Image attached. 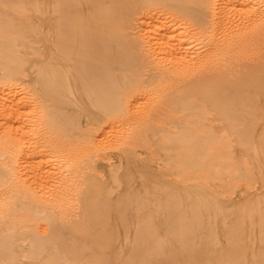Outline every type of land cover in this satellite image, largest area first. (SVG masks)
<instances>
[{
	"label": "bare ground",
	"instance_id": "bare-ground-1",
	"mask_svg": "<svg viewBox=\"0 0 264 264\" xmlns=\"http://www.w3.org/2000/svg\"><path fill=\"white\" fill-rule=\"evenodd\" d=\"M258 5L0 0V264H264Z\"/></svg>",
	"mask_w": 264,
	"mask_h": 264
},
{
	"label": "rangeland",
	"instance_id": "rangeland-1",
	"mask_svg": "<svg viewBox=\"0 0 264 264\" xmlns=\"http://www.w3.org/2000/svg\"><path fill=\"white\" fill-rule=\"evenodd\" d=\"M256 2L259 3V7L262 10V12L264 13V0H255ZM147 17H152V19H157L159 21H165L169 23V27H170V31L171 33H173V29L174 27H178L177 28V36L179 37L181 34L185 35L186 33L189 34V37L187 39H183L182 43H179V45H177L176 47L178 48V50L180 51H187L186 52V56L188 58H191L193 56H196L198 54L199 51H201V46H200V42L197 39L196 36H194V28L190 27V25L188 23H186L185 20L181 19L180 17H178L177 15H173L172 12L170 11L169 7H167L166 5H159L157 8H155L152 11L146 12L144 11L142 14L139 15L138 18V30L143 28L144 23L142 22L145 19H148ZM177 42H179L178 39H175ZM153 58H157L156 54H153V52H151ZM200 53V52H199ZM18 96L23 100V101H28L29 103H31L29 109L33 110L34 109V113H36V106L34 105L35 102V94H33V91L30 89V87L28 86V84H26V82H17L15 84ZM36 97V96H35ZM36 119V117L32 118ZM31 120V122H32ZM22 124V123H21ZM29 121L26 122L25 126V130H29ZM35 136V135H33ZM1 137V136H0ZM236 143V142H234ZM235 145V144H234ZM235 147V146H234ZM35 185V184H34ZM48 186V184H46ZM51 185V183H49V186ZM37 186V185H35ZM45 186H37L36 190L40 191L39 194H43L44 190L46 191V194L44 195H50V191L48 189L52 188V185L48 188ZM45 187V188H44ZM49 192H48V191ZM263 190L261 183H255L253 184L251 187L248 188V192H261ZM38 191V192H39ZM42 192V193H41ZM233 196H235L234 198L236 200H242L244 198L243 194H238V193H233Z\"/></svg>",
	"mask_w": 264,
	"mask_h": 264
}]
</instances>
